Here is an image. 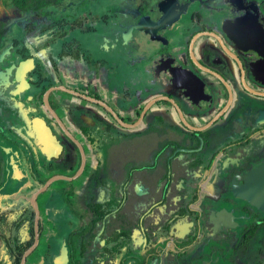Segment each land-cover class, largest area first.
<instances>
[{"label":"flooded vegetation","instance_id":"af4514ba","mask_svg":"<svg viewBox=\"0 0 264 264\" xmlns=\"http://www.w3.org/2000/svg\"><path fill=\"white\" fill-rule=\"evenodd\" d=\"M20 12L0 19V264H264V0Z\"/></svg>","mask_w":264,"mask_h":264},{"label":"rangeland","instance_id":"374dc122","mask_svg":"<svg viewBox=\"0 0 264 264\" xmlns=\"http://www.w3.org/2000/svg\"><path fill=\"white\" fill-rule=\"evenodd\" d=\"M9 13L13 14V15H20L21 14L20 10L15 8L13 5L12 6L10 5L9 0H0V19H5L6 15ZM120 22H122L121 19H112L108 22V25H105V24H98L97 25V29H98L99 34L104 35L105 37L109 38L108 45H110V44L115 45L116 41L114 40V36L118 30V26H119ZM110 39H111V41H110ZM113 57H112V59L115 60L117 58V55L115 54Z\"/></svg>","mask_w":264,"mask_h":264},{"label":"trees","instance_id":"16d2710c","mask_svg":"<svg viewBox=\"0 0 264 264\" xmlns=\"http://www.w3.org/2000/svg\"><path fill=\"white\" fill-rule=\"evenodd\" d=\"M10 4L14 5L18 9L27 12L32 8H42L46 6L51 0H9Z\"/></svg>","mask_w":264,"mask_h":264},{"label":"water","instance_id":"95a60500","mask_svg":"<svg viewBox=\"0 0 264 264\" xmlns=\"http://www.w3.org/2000/svg\"><path fill=\"white\" fill-rule=\"evenodd\" d=\"M232 193H233V195L234 196H236V198H238V197H242V196H240V195H238L237 193H236V190H235V188L233 189L232 188ZM213 210L211 211V214H210V221H211V224L213 225V227H214V229L215 230H217L218 229V226H220V225H223V224H221L222 223V219L221 218H219V211H217V210H214V208H212ZM214 213H217V216L214 218L213 217V215H214ZM230 227L229 226H227V228L226 229H229Z\"/></svg>","mask_w":264,"mask_h":264}]
</instances>
